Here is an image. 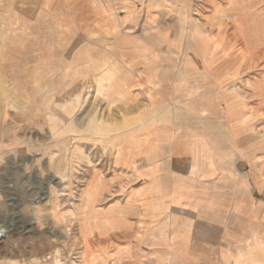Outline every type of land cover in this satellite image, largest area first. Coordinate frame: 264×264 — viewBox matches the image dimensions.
Instances as JSON below:
<instances>
[{"label":"rangeland","instance_id":"1","mask_svg":"<svg viewBox=\"0 0 264 264\" xmlns=\"http://www.w3.org/2000/svg\"><path fill=\"white\" fill-rule=\"evenodd\" d=\"M114 212L123 264H264V0H0V260Z\"/></svg>","mask_w":264,"mask_h":264},{"label":"crops","instance_id":"2","mask_svg":"<svg viewBox=\"0 0 264 264\" xmlns=\"http://www.w3.org/2000/svg\"><path fill=\"white\" fill-rule=\"evenodd\" d=\"M148 165L150 162L147 161ZM147 170H144V175L148 179V182H151L153 178L152 170L154 171L155 167H146ZM143 175V174H142ZM177 178V177H176ZM174 178V179H176ZM171 189L170 200L179 201V188L177 187L178 183L175 184ZM154 205L157 204V200H154ZM98 226H93V224L84 226V229L80 231V243L82 245V261L81 264H123L124 259L130 260V263H133V258L125 257L123 254L132 251L133 248L128 246V244L118 243L117 240L122 239L123 232H130L135 228V225L130 220L129 216L123 217V215L118 212L113 214L105 215V218L100 220ZM174 233V229H168V237ZM97 236L102 238V243L100 248L92 254L91 250L86 248V244L91 241V238ZM133 247V246H132ZM6 260H0V264H7Z\"/></svg>","mask_w":264,"mask_h":264},{"label":"bare ground","instance_id":"3","mask_svg":"<svg viewBox=\"0 0 264 264\" xmlns=\"http://www.w3.org/2000/svg\"><path fill=\"white\" fill-rule=\"evenodd\" d=\"M0 232H3V230L0 228ZM4 233V232H3ZM0 236H4V234L3 235H0Z\"/></svg>","mask_w":264,"mask_h":264},{"label":"clouds","instance_id":"4","mask_svg":"<svg viewBox=\"0 0 264 264\" xmlns=\"http://www.w3.org/2000/svg\"><path fill=\"white\" fill-rule=\"evenodd\" d=\"M4 233L3 232H0V235H3Z\"/></svg>","mask_w":264,"mask_h":264}]
</instances>
